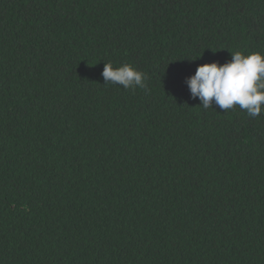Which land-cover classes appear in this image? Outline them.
Returning a JSON list of instances; mask_svg holds the SVG:
<instances>
[{
    "label": "trees",
    "instance_id": "16d2710c",
    "mask_svg": "<svg viewBox=\"0 0 264 264\" xmlns=\"http://www.w3.org/2000/svg\"><path fill=\"white\" fill-rule=\"evenodd\" d=\"M234 51L264 0H0V264H264V111L186 83Z\"/></svg>",
    "mask_w": 264,
    "mask_h": 264
},
{
    "label": "clouds",
    "instance_id": "9594fccd",
    "mask_svg": "<svg viewBox=\"0 0 264 264\" xmlns=\"http://www.w3.org/2000/svg\"><path fill=\"white\" fill-rule=\"evenodd\" d=\"M102 76L105 84H118L125 89L145 86L144 74L130 64L114 68L111 62L104 63ZM186 83L191 98H198L204 109L213 105L221 110L238 106L250 117H258L264 111V55L259 52L245 55L234 51L223 64H203Z\"/></svg>",
    "mask_w": 264,
    "mask_h": 264
}]
</instances>
